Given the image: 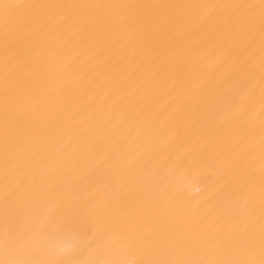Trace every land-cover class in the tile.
<instances>
[{"label":"bare ground","instance_id":"6f19581e","mask_svg":"<svg viewBox=\"0 0 264 264\" xmlns=\"http://www.w3.org/2000/svg\"><path fill=\"white\" fill-rule=\"evenodd\" d=\"M92 259L264 264V0H0V261Z\"/></svg>","mask_w":264,"mask_h":264},{"label":"snow or ice","instance_id":"6c2138e0","mask_svg":"<svg viewBox=\"0 0 264 264\" xmlns=\"http://www.w3.org/2000/svg\"><path fill=\"white\" fill-rule=\"evenodd\" d=\"M64 226L72 228L74 227V223L69 219L63 221ZM83 231V229H81ZM25 264H73L72 261H43V262H25ZM79 264H94L92 261H83L79 262Z\"/></svg>","mask_w":264,"mask_h":264},{"label":"clouds","instance_id":"9594fccd","mask_svg":"<svg viewBox=\"0 0 264 264\" xmlns=\"http://www.w3.org/2000/svg\"><path fill=\"white\" fill-rule=\"evenodd\" d=\"M86 261H92L94 264H131L130 261H117V260H100V259H92V260H86ZM0 264H25V262H19V261H0Z\"/></svg>","mask_w":264,"mask_h":264}]
</instances>
